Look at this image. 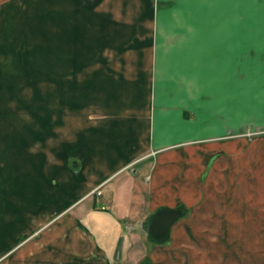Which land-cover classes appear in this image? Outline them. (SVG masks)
Segmentation results:
<instances>
[{"label": "crops", "instance_id": "1", "mask_svg": "<svg viewBox=\"0 0 264 264\" xmlns=\"http://www.w3.org/2000/svg\"><path fill=\"white\" fill-rule=\"evenodd\" d=\"M19 1L0 18L26 28ZM94 1L52 8L55 132L0 153V264H264V0ZM162 208L183 214L146 253ZM194 223L221 250L174 246Z\"/></svg>", "mask_w": 264, "mask_h": 264}, {"label": "rangeland", "instance_id": "2", "mask_svg": "<svg viewBox=\"0 0 264 264\" xmlns=\"http://www.w3.org/2000/svg\"><path fill=\"white\" fill-rule=\"evenodd\" d=\"M115 1L118 0H113V6ZM5 2L6 0L1 1L0 10ZM54 3H57V0L19 1L18 4L28 13L26 28L21 25L20 18L16 17L14 11L9 10L8 14H2L0 18V153H26L29 151V145L17 142L18 139L26 142L40 133L41 139L43 135L39 127L43 123L49 124V135H53L57 128L58 60L61 58V54L58 53V24L57 16L54 14L57 10L53 11L52 9ZM57 7L58 5L55 4L56 9ZM87 7L100 10L105 5L101 6L96 0L94 3L88 4ZM67 49L73 50L72 48ZM88 49L82 48L81 51L85 53ZM92 50L95 51V49ZM25 119L33 120L35 127L31 126L32 121L28 122L27 124H30L27 126L23 125ZM18 121L23 123L17 125ZM35 123L39 125L36 126ZM43 129L45 130V128ZM51 141V145L56 143ZM41 148L42 145L39 143L35 146V151ZM218 183L219 177H216L215 184ZM192 226L197 234L194 241L187 240L181 234V237L173 240L174 246L193 248L195 251L199 250L198 247H202L203 250L208 247L221 250V242L217 244L213 239L207 236L203 237L200 233L201 224L194 223ZM139 231L146 234L141 226ZM146 242V253H149L152 247H165L172 243L171 240L164 243L150 242L149 240ZM217 251L214 257L221 260V255L219 256ZM70 258L67 257V259ZM196 258L199 259L195 256ZM116 259L118 260L116 264H144V260L138 262L137 257L127 253L124 257L119 254Z\"/></svg>", "mask_w": 264, "mask_h": 264}, {"label": "water", "instance_id": "3", "mask_svg": "<svg viewBox=\"0 0 264 264\" xmlns=\"http://www.w3.org/2000/svg\"><path fill=\"white\" fill-rule=\"evenodd\" d=\"M181 210L162 208L151 215L144 223L143 229L149 240L156 243L166 242L171 234L172 226L182 216Z\"/></svg>", "mask_w": 264, "mask_h": 264}, {"label": "bare ground", "instance_id": "4", "mask_svg": "<svg viewBox=\"0 0 264 264\" xmlns=\"http://www.w3.org/2000/svg\"><path fill=\"white\" fill-rule=\"evenodd\" d=\"M160 254V253H159ZM163 255V254H162ZM160 257V255H158ZM169 259V258H168Z\"/></svg>", "mask_w": 264, "mask_h": 264}]
</instances>
